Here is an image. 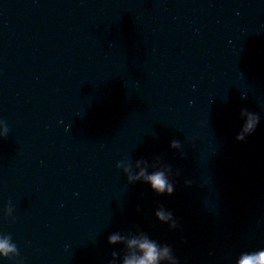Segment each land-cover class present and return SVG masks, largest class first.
Instances as JSON below:
<instances>
[{"label":"water","instance_id":"1","mask_svg":"<svg viewBox=\"0 0 264 264\" xmlns=\"http://www.w3.org/2000/svg\"><path fill=\"white\" fill-rule=\"evenodd\" d=\"M263 37L264 0H0V242L64 218Z\"/></svg>","mask_w":264,"mask_h":264},{"label":"clouds","instance_id":"2","mask_svg":"<svg viewBox=\"0 0 264 264\" xmlns=\"http://www.w3.org/2000/svg\"><path fill=\"white\" fill-rule=\"evenodd\" d=\"M242 115L248 114L247 109H242ZM259 122L258 116L248 114V121L243 128V131L236 137L237 141L245 142L244 138L246 134H252L256 125ZM182 147L180 141L173 140L171 142V148L180 149ZM182 158H186L187 154L181 152ZM139 167V163L137 165ZM117 167L120 165L118 163ZM126 171H129L126 169ZM168 171H171V166L168 167ZM176 175H180V171L177 170ZM130 183H135L143 179L145 182L151 184L152 189L157 194H164L165 192L171 196L174 191V186L167 179L164 171H156L153 174H148L146 168H142L138 176L129 175ZM186 185L191 187V181H186ZM157 218L163 223H169L172 229L177 228L176 221L173 220V216L170 212L166 213L163 208L156 212ZM109 244L116 245L118 243H126L127 248L130 250L127 255L124 256V264H162L163 261H168L169 264H180L179 259L174 255L173 248L167 244L160 245L156 240L149 238L147 235H142L140 238H133L125 241L119 234L110 235L108 238ZM135 249V251H131ZM16 246L10 245L8 240L0 242V253H3L5 257L9 253L15 252ZM116 253H113V261L109 264H114ZM239 264H264V251H259L252 254H246L240 260Z\"/></svg>","mask_w":264,"mask_h":264}]
</instances>
